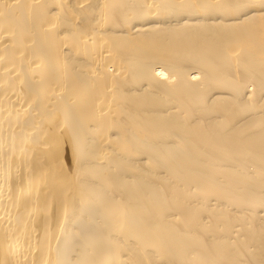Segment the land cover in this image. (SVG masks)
Listing matches in <instances>:
<instances>
[{
  "label": "bare ground",
  "instance_id": "obj_1",
  "mask_svg": "<svg viewBox=\"0 0 264 264\" xmlns=\"http://www.w3.org/2000/svg\"><path fill=\"white\" fill-rule=\"evenodd\" d=\"M0 264H264V0H0Z\"/></svg>",
  "mask_w": 264,
  "mask_h": 264
}]
</instances>
